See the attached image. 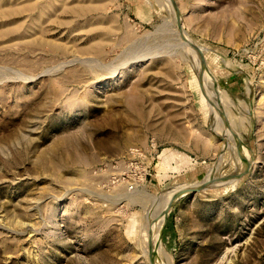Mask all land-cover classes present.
Here are the masks:
<instances>
[{"label":"rangeland","instance_id":"374dc122","mask_svg":"<svg viewBox=\"0 0 264 264\" xmlns=\"http://www.w3.org/2000/svg\"><path fill=\"white\" fill-rule=\"evenodd\" d=\"M174 1L207 83L163 0H0V264H151L238 161L156 263L264 264V0Z\"/></svg>","mask_w":264,"mask_h":264},{"label":"bare ground","instance_id":"6f19581e","mask_svg":"<svg viewBox=\"0 0 264 264\" xmlns=\"http://www.w3.org/2000/svg\"><path fill=\"white\" fill-rule=\"evenodd\" d=\"M169 2H168V0H163V5H165V6L161 5V7L163 6L168 11L169 14L172 13L176 17V14L174 13L173 5L171 4V2L169 4ZM161 4H162V2H161ZM167 16H166V18L168 20ZM171 17L173 19V22H175V24H176V20L173 18V16H171ZM166 22H169V21H166ZM175 30H177V28ZM184 46H185L186 50H188V52H190L192 54V56L195 58L196 66L198 68H200V61H199V58H198V55L196 54V52L194 51V53H193L192 48L186 42L184 43ZM186 50H185V52H186ZM198 68H197V70L199 71ZM207 75H208V73L204 67V70L201 73V78H202L204 83L208 82V81L206 82ZM201 84L203 86V83H201ZM206 88H207V92L209 93L208 94L209 98L212 99V101H213V103H212L213 112H214L213 116H215V115H217L216 113H218L217 108L222 107V100H219L218 96H216V94L212 90L209 89V86H207ZM216 122H218V121H216ZM216 122H214L215 126H214L213 130L215 131L216 134H218L224 140L226 147L230 146L232 148V150L234 151L235 147H236V142H233L232 139L230 138V136L229 137L223 136V135H225L224 133L227 131L223 130L222 127ZM238 163L239 164L236 166L235 171H238L239 168H241L243 166L242 161H238ZM224 175H221V174L216 175V173L213 172L211 175H209L208 179L201 181L200 183L193 181V182H190L187 184H178L175 187H172L171 189L165 190L160 196H157L158 198L154 197L156 199V203H154V205H152V207L146 211V215H145L143 223L141 225V236L144 239L145 244H149V248L146 249L148 253L150 252V250L152 248H154V250L158 253V250H160V248H161L160 243H159L160 231H161V228H162L164 220H165V216H166L168 206H169L170 202L175 198V196L184 188L197 187L199 185L206 184V183L209 184L215 178H218V177L224 176ZM236 179L237 178H234L232 180H228V181H224V182H218V183L211 184V185L206 184L199 192L206 193V194H213V195L219 194L223 191L228 190L229 188H233L236 181H237ZM153 244H154V246L152 247L151 245H153ZM156 264H158V263H156Z\"/></svg>","mask_w":264,"mask_h":264},{"label":"water","instance_id":"95a60500","mask_svg":"<svg viewBox=\"0 0 264 264\" xmlns=\"http://www.w3.org/2000/svg\"><path fill=\"white\" fill-rule=\"evenodd\" d=\"M173 6H174V10H175V14H176V27H177V30H178V34L180 36V38L183 40V42L187 43L192 49H194L197 54H198V58H199V61H200V68H199V71H198V78L199 80L201 81V73L202 71L204 70V67H205V63H204V60H203V56L201 54V52H199V49H198V46L195 42H193L187 35L186 33L184 32V30L182 29V26H181V19H180V14H179V11H178V8L176 6V3L174 0H171ZM249 168V163L246 164L245 166L242 167V169L238 170V171H234L233 173L231 174H227V175H224V176H220L218 178H215L214 180H212L209 184H215V183H218V182H224V181H227V180H232L234 178H239L241 177L245 172H247ZM207 184V183H206ZM206 184H202V185H199L197 187H192V188H184L183 190H181L176 196L175 198L170 202L169 206H168V209H167V212H166V216H165V219L169 213V211L171 210V208L174 206L175 202L182 196L186 195V194H189V193H192V192H198L200 191ZM208 185V184H207ZM152 247L154 246L151 245ZM155 250L154 248H152L149 252V259H150V262L151 264H156V256H155Z\"/></svg>","mask_w":264,"mask_h":264}]
</instances>
